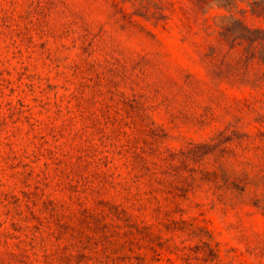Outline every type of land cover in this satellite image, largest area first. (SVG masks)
Returning <instances> with one entry per match:
<instances>
[{
    "label": "rangeland",
    "instance_id": "obj_1",
    "mask_svg": "<svg viewBox=\"0 0 264 264\" xmlns=\"http://www.w3.org/2000/svg\"><path fill=\"white\" fill-rule=\"evenodd\" d=\"M228 2L0 0V264H264V90L210 56L264 22Z\"/></svg>",
    "mask_w": 264,
    "mask_h": 264
},
{
    "label": "trees",
    "instance_id": "obj_2",
    "mask_svg": "<svg viewBox=\"0 0 264 264\" xmlns=\"http://www.w3.org/2000/svg\"><path fill=\"white\" fill-rule=\"evenodd\" d=\"M128 1L142 4L145 0ZM229 1L228 5L231 11L238 8V0ZM244 1L249 5L251 14L264 22V0ZM143 8L146 9L145 16L149 15V18L158 21L164 19L162 14V11L165 10L163 1L161 3L148 1L147 6H143ZM152 9H154L153 12ZM215 20H217L215 26L218 27V30L215 44L210 47V56L217 63L220 73L234 82H247L255 89L264 90V26L249 27L244 20L236 18L234 15L219 17ZM208 26L207 29L209 30L211 26ZM232 55L234 57H231ZM195 152L190 150L187 155L195 154ZM168 160V158L165 159V161ZM144 168L145 173L142 177L148 176L157 181L159 165L154 163L152 167ZM240 190L244 191V188H240ZM103 204L109 207L111 214L126 215L125 210H121L120 206L109 205L110 203ZM160 209L161 206L158 205L156 211ZM85 214L88 215L86 210ZM146 230V228L143 229L144 232Z\"/></svg>",
    "mask_w": 264,
    "mask_h": 264
}]
</instances>
